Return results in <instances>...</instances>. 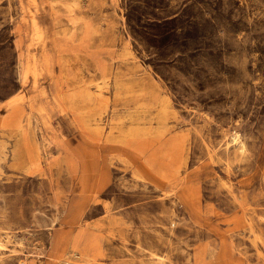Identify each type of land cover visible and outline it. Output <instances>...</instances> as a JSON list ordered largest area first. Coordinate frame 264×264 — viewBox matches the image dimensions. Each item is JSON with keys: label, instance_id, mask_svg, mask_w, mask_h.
<instances>
[{"label": "rangeland", "instance_id": "1", "mask_svg": "<svg viewBox=\"0 0 264 264\" xmlns=\"http://www.w3.org/2000/svg\"><path fill=\"white\" fill-rule=\"evenodd\" d=\"M0 264H264V0H0Z\"/></svg>", "mask_w": 264, "mask_h": 264}, {"label": "bare ground", "instance_id": "2", "mask_svg": "<svg viewBox=\"0 0 264 264\" xmlns=\"http://www.w3.org/2000/svg\"><path fill=\"white\" fill-rule=\"evenodd\" d=\"M34 19H35V13H33V11L29 12L28 13V23L24 26V29H26L25 30L26 35H29L30 28H31L30 25L32 24ZM18 46H20L19 43H18ZM82 156H83L82 154L80 156H76V155L71 156L70 158L67 159V162L71 170L73 171V174L76 177V183H78L81 186V190L83 192L90 191L91 197H93V195L96 194L99 191V189L95 190L93 188V183L91 182L90 177H89L90 172L88 171L87 160L83 158ZM85 156H90L91 158H94L98 161L100 160V158L96 156H92L88 154H86ZM90 247L92 250H96L98 248V245L95 239H91Z\"/></svg>", "mask_w": 264, "mask_h": 264}]
</instances>
